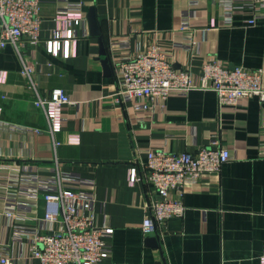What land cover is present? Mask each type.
Here are the masks:
<instances>
[{"label": "crops", "instance_id": "crops-1", "mask_svg": "<svg viewBox=\"0 0 264 264\" xmlns=\"http://www.w3.org/2000/svg\"><path fill=\"white\" fill-rule=\"evenodd\" d=\"M82 4L84 20L73 27L79 36L64 54L51 55L54 16L62 3L40 4L39 42L23 40L22 55L34 67L33 81L41 97L62 89L71 104L62 114V128L51 135L46 118L33 105L34 93L21 74L11 46L0 49V196L9 176L23 185L27 175L55 177L77 174L90 180L94 194L93 225L112 228L104 241L111 255L97 264H260L264 252V101L242 98L236 106H219L210 92L191 91L155 99L146 111L133 102L116 103L114 61L133 58L157 46L174 70L197 74L215 59L229 68L262 72L264 87V11L255 14L226 0H68ZM95 8L100 36L88 33L86 14ZM231 16V23L225 21ZM254 18V24L248 20ZM181 26H187L180 29ZM100 43L109 57L100 58ZM106 67V69H105ZM5 96V98H1ZM19 128L39 130V134ZM225 148L230 160L198 183L170 190L168 199L184 208L144 235L141 222L148 205L158 199L151 183L130 185L128 171L147 174L148 150L189 152ZM65 188L79 189L74 184ZM0 197V199H1ZM3 201L0 200V209ZM1 211V210H0ZM45 203L22 215V222L43 229ZM32 237L15 238L0 212V247L12 264H39L30 256Z\"/></svg>", "mask_w": 264, "mask_h": 264}, {"label": "built area", "instance_id": "built-area-1", "mask_svg": "<svg viewBox=\"0 0 264 264\" xmlns=\"http://www.w3.org/2000/svg\"><path fill=\"white\" fill-rule=\"evenodd\" d=\"M45 1L49 0H0V49L11 46L19 56L21 74L27 80L28 89L35 95L33 105L43 112L48 131L53 135L62 128L63 110L71 101L59 88L51 90L47 97L39 96L32 79L34 67L21 51L23 40L31 46L40 40L39 10L40 4ZM52 1L64 4L53 18V35L47 42L51 55L58 57L65 55L66 46H75L79 36L73 24L81 25L84 13L80 2ZM226 1L227 14L234 4L250 7L255 14L264 11V0ZM228 16L225 22L230 24L231 16ZM248 23L254 24V18ZM186 27L181 26L180 29ZM114 69V101L119 104L133 102L135 110L146 111L155 99L164 100L173 94L186 95L194 90L213 93L219 106H236L240 99L255 96L264 101L260 70L231 69L215 59L202 63L197 74L185 69L174 70L157 46H151L133 58L116 59ZM4 79L0 71V83ZM13 128L40 133L29 128ZM146 157L144 168L147 174L141 176L133 168L128 171L130 185L144 180L154 186L159 197L149 203L148 215L141 222V231L146 236L156 233L169 218L183 213L181 204L167 198L170 190L196 184L202 176L218 172L230 160L225 148H202L196 154L148 150ZM12 177L9 176L5 184V194L0 196L3 201L0 212L7 219L15 238L32 237L29 246L31 258L37 259L39 264H97L111 255V246L104 238L112 234V228H99L92 223L94 194L90 190V180L77 174L58 173L55 177H44L34 172L27 175L23 185H15ZM64 184H74L79 189L65 188ZM40 197L45 203V213L40 221L44 231L55 221L60 223L58 230L51 234L38 232L22 222L21 214L34 209ZM4 250L0 247V264H12ZM260 262L264 264V252Z\"/></svg>", "mask_w": 264, "mask_h": 264}, {"label": "water", "instance_id": "water-1", "mask_svg": "<svg viewBox=\"0 0 264 264\" xmlns=\"http://www.w3.org/2000/svg\"><path fill=\"white\" fill-rule=\"evenodd\" d=\"M86 22H87V27H88V33L91 36L94 37H99L100 36V29L98 26V21H97V17H96V12H95V8L94 7H90L88 9V12L86 14ZM100 58H101V62L104 66L108 67L109 64V57L106 53V50L104 48V46L102 45V43H100ZM105 67V69H106ZM149 237H154V234H149Z\"/></svg>", "mask_w": 264, "mask_h": 264}, {"label": "rangeland", "instance_id": "rangeland-1", "mask_svg": "<svg viewBox=\"0 0 264 264\" xmlns=\"http://www.w3.org/2000/svg\"><path fill=\"white\" fill-rule=\"evenodd\" d=\"M211 93V92H210Z\"/></svg>", "mask_w": 264, "mask_h": 264}]
</instances>
